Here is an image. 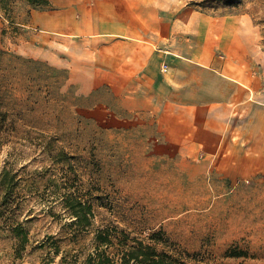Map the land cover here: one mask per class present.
<instances>
[{
    "label": "rangeland",
    "instance_id": "obj_1",
    "mask_svg": "<svg viewBox=\"0 0 264 264\" xmlns=\"http://www.w3.org/2000/svg\"><path fill=\"white\" fill-rule=\"evenodd\" d=\"M211 4L202 8L249 15L264 47V0ZM28 7L18 2L0 13V106L15 126L0 149V264H59L43 242H57L62 253L92 250L93 232L75 243L67 206L76 199L92 206V231L112 225L144 238L161 232L169 244L219 262L237 249L249 257L225 262L264 264V173L242 185L188 180L163 156L151 119L123 118L105 88L79 95L65 69L23 54ZM5 170L13 176L9 191Z\"/></svg>",
    "mask_w": 264,
    "mask_h": 264
},
{
    "label": "crops",
    "instance_id": "obj_2",
    "mask_svg": "<svg viewBox=\"0 0 264 264\" xmlns=\"http://www.w3.org/2000/svg\"><path fill=\"white\" fill-rule=\"evenodd\" d=\"M28 9L23 54L65 69L79 95L105 88L123 118L151 119L163 156L188 180L242 185L264 173V47L249 15L191 0Z\"/></svg>",
    "mask_w": 264,
    "mask_h": 264
},
{
    "label": "trees",
    "instance_id": "obj_3",
    "mask_svg": "<svg viewBox=\"0 0 264 264\" xmlns=\"http://www.w3.org/2000/svg\"><path fill=\"white\" fill-rule=\"evenodd\" d=\"M210 1L202 2L200 6L212 7L213 0ZM18 2H25L33 8L47 5V0H0V13L8 15ZM14 127L10 114L0 106V149L8 133L15 130ZM3 182L6 185V191H9L13 184V176H10L7 170L3 173ZM66 202L69 203V200L67 199ZM67 207L76 219L75 237L78 239L75 243H80L79 237H85L93 232V248L86 254L82 249L76 252L67 250L62 253L61 246L57 242L49 247L46 242H43L40 247L51 249L54 256L60 258L59 264H231L225 261L249 257L247 252L230 249L223 257L225 261L219 262L207 252H188L169 244L161 232L152 233L144 238L112 225L98 227L92 231L94 213L91 205L82 199H76L75 203ZM17 235L23 236V234ZM50 238L52 237L49 236ZM26 240L27 237L24 235L23 241ZM53 259L55 260V257Z\"/></svg>",
    "mask_w": 264,
    "mask_h": 264
}]
</instances>
